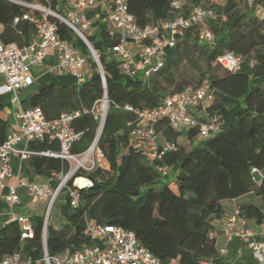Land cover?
<instances>
[{
	"label": "trees",
	"instance_id": "obj_1",
	"mask_svg": "<svg viewBox=\"0 0 264 264\" xmlns=\"http://www.w3.org/2000/svg\"><path fill=\"white\" fill-rule=\"evenodd\" d=\"M38 1L46 3V0ZM213 1L182 0L181 8L175 10L171 0H127V7L135 22L143 26L158 24L177 13L185 15L195 5L212 7ZM258 1L264 10V0L255 2ZM48 2L55 10L61 7L58 0ZM22 11L20 6L0 0V23L6 27L5 42L24 45L34 35L33 27L25 21L18 26L11 25L12 16ZM221 11L225 19L208 22L214 33L211 47L198 40L194 28L184 30L176 45L168 50L163 66L147 81L140 75L127 77L120 72L115 58L107 59L105 50L118 43V34L100 31L105 41L101 50L96 49L95 35H87L98 53L105 76L108 108L98 147L107 166L87 173L91 184L78 188L76 207L70 206L68 195L64 193L59 210L61 227L49 224L43 234V214L28 217L31 236L22 237L23 229L14 218L0 224V260L19 253L30 258L31 264H44V250L55 256L93 246L97 242L86 231L87 222L92 221L132 231L139 243L164 264H202L205 260H211L212 264H247L219 256L209 232L213 229L212 222L224 215L222 201L248 192L264 201V33L260 31L264 17L259 19L254 7L238 11L234 0H226ZM56 32L80 51L82 47L87 50L83 41L64 23L56 21ZM225 52L242 58L243 65L238 71H229L219 65L217 60ZM195 53L204 63V69L196 65L200 75L191 77L197 83L189 84L187 79L175 82L180 64L191 60ZM87 62L92 74L79 84L68 75L65 83L53 79L31 88L22 98L24 107L39 106L47 119H54L63 111L86 110L73 122L75 131L80 132L72 146L73 152H82L92 142L98 123L90 109L104 93L96 62L89 54ZM161 78L174 85L168 94L207 80L212 89L207 110L218 116L219 129L195 145L192 141L198 136V129L186 130L190 145L185 147L176 141L181 132L161 122L156 130L161 131L164 140L172 141L176 149L147 161L144 143L130 135L136 115L122 107L152 108L157 105L167 95L165 89L160 88ZM8 105L9 99L6 101L0 95V142L9 127L1 115ZM29 148L56 151L58 142L33 141ZM20 163L23 174L50 178L53 187L58 175L68 169L66 161L46 155L30 156ZM163 167L166 173L160 170ZM255 173H259V177ZM238 209L256 223L264 217V211L252 203H243Z\"/></svg>",
	"mask_w": 264,
	"mask_h": 264
},
{
	"label": "built area",
	"instance_id": "obj_2",
	"mask_svg": "<svg viewBox=\"0 0 264 264\" xmlns=\"http://www.w3.org/2000/svg\"><path fill=\"white\" fill-rule=\"evenodd\" d=\"M23 8L19 14L12 16V26L27 22L34 29V35L24 45L17 42H5V25L0 23V95H10L9 105L3 109L4 118L9 127L3 141L0 142V199L9 205V213L21 225L22 237L31 236L32 230L28 219L16 215L13 207L20 203L18 188H25L28 195L38 203L45 205L43 218V234L50 210L63 192L68 195L69 204H78V188L87 187L91 180L86 176L97 167L107 166L103 152L98 147V138L104 121L108 100L106 98L105 76L98 53L88 40L87 35L91 23L86 11L95 7L96 0H58L61 14L53 9L48 0H5ZM109 19L118 29L119 41L105 50L107 59L115 58L121 73L136 78L140 75L147 81L163 64L169 49L176 45L178 36L186 29L194 28L198 40L205 44L214 42V33L208 25L209 21L225 19L224 13H217L212 7L195 5L185 15L175 14L174 17L163 19L158 24L138 25L127 7V0H108ZM214 5L221 9L226 0H214ZM173 9L181 8L182 0H171ZM56 21L71 28L83 41L95 60L100 79L104 88L103 96L96 101L90 112L96 119L98 127L90 145L82 152H73L72 146L79 139L80 132L75 131L73 122L86 110L63 111L54 119H47L39 106L24 107L21 93L34 84L32 69L43 64L44 59L54 54L58 62L53 66L54 73L66 74L75 78L76 84L86 77L84 65L87 57L71 42L61 39L56 32ZM132 46L135 49H132ZM93 48V49H92ZM218 63L229 71H238L243 61L239 55L225 52L218 58ZM212 97V89L207 80L197 86H188L183 90L165 95L152 108H134L124 105V110L136 115V122L130 135L139 138L146 148V160L161 158L166 152L176 149L172 141L164 140L159 144L161 131L156 128L162 122L171 129L189 130L196 127L198 136L206 138L219 129L216 114H209L206 107ZM101 110H99V104ZM115 107H120L115 105ZM203 111L202 117L196 112ZM57 141L58 150L36 151L29 148L33 141ZM34 155H46L60 158L68 163L65 173L58 175V182L53 187L50 178L38 182H28L21 173H14L11 159L17 156L19 161ZM103 161L105 164H101ZM166 173V167L160 168ZM13 178L14 182L5 184L4 180ZM6 189L3 193V189ZM86 231L96 240L93 246L83 247L75 252L65 251L61 255L51 256L43 252L44 264H164L146 247L139 243L134 233L120 226L100 224L88 221ZM225 244L217 249L219 256H228V244L238 241L235 249L236 257H243V248L249 250L251 264H264V217L259 223L250 221L241 214L238 207L223 220L221 227ZM214 238V233L209 232ZM229 260H231L229 258ZM31 259L19 253L8 255L0 260V264H31ZM202 264H212L205 260Z\"/></svg>",
	"mask_w": 264,
	"mask_h": 264
},
{
	"label": "crops",
	"instance_id": "obj_3",
	"mask_svg": "<svg viewBox=\"0 0 264 264\" xmlns=\"http://www.w3.org/2000/svg\"><path fill=\"white\" fill-rule=\"evenodd\" d=\"M213 4V9L219 13L221 12V8L218 5H214ZM110 9V4L108 0H96V5L95 7L88 9L86 11V17L89 19L91 26H90V30L88 32L89 34H94L95 35V45H96V49L97 50H101L104 47L105 41L102 39V37L100 36V31H108L110 34L112 33H116L118 34V29L116 27V25L109 19L108 17V12ZM217 22V21H216ZM132 49H135L134 46H132ZM81 53H83L82 51H80ZM87 57V56H86ZM58 62L57 57L54 54H50L48 55L44 61L42 65L39 66H35L32 69L33 75H34V84L28 88H26L25 90L22 91L21 96L22 98L25 97L30 91L31 88L36 87V86H43L44 84H47L48 82H50L51 80L55 79L56 81L60 82V83H65L66 78L68 75L66 74H56L53 71V66L56 65V63ZM84 69L86 71V77H90L92 74V68L90 67L89 63H85L84 65ZM2 82V78L0 76V84ZM2 97H5V100L8 101V99L10 98V95L8 93L2 94ZM211 101L209 103V105L206 107V111L210 114V112L207 110L208 107H210ZM198 117H202L204 112L203 111H197L196 112ZM1 115L4 118V112H1ZM184 132H186L185 129H183ZM178 131V130H177ZM179 136L177 137L176 141L181 144L178 141ZM164 141V138L162 135H159V142L162 143ZM187 143L190 145L189 140L187 141ZM183 145V144H181ZM12 162V169L13 172L16 173H21L23 176L26 177L28 182H38L43 180L45 177L43 176H38V175H34V174H23V172L21 171V163L18 159L17 156H13L11 159ZM14 180L13 178H7L4 180L5 184H10L13 183ZM3 193H5L6 189L4 188ZM18 193H19V197H20V203L16 206L13 207V211L16 215H23L24 217H26L28 219V217L30 216V214L27 213H32V214H38L40 215L39 211H36L37 207H44L45 205L43 203H38L36 202L33 197L29 196L26 189L25 188H18ZM251 194H253L252 192H248L246 194H243L237 198L234 199H228V200H224L222 201V205L223 208L225 210L224 215L220 218V219H215L212 224H213V229L212 232L214 233V240H215V244L216 247L218 249V246H223L225 244V238L222 235V231H221V227H222V222L223 220L228 216V214H230L233 209L235 207H238L239 205L243 204V203H252L258 207H260V203L256 202L257 199L259 200V196H255L253 199H255L256 201H254L252 198L248 197ZM34 202L33 206H30V203ZM30 208L33 209V211H30ZM59 215V213H58ZM13 219V216L9 213V205L2 199H0V224H2L3 222H6L8 220ZM250 221H254V219H250ZM55 226V225H54ZM56 227V226H55ZM218 245V246H217ZM240 245V243L238 241H233L231 243L228 244L229 247V253L228 256H222L224 257V259H228L229 258L232 261H243L247 264H250L251 262V256L249 253V250L244 247L243 251V257H236L235 256V249L236 247H238Z\"/></svg>",
	"mask_w": 264,
	"mask_h": 264
},
{
	"label": "rangeland",
	"instance_id": "obj_4",
	"mask_svg": "<svg viewBox=\"0 0 264 264\" xmlns=\"http://www.w3.org/2000/svg\"><path fill=\"white\" fill-rule=\"evenodd\" d=\"M256 0H253V3L250 2V0H234V3L236 4V9L240 12H245V11H248L250 9V7H254V13L255 15L259 18V19H262L264 17V10H263V6L261 4L260 1L258 2H255ZM208 3V2H207ZM213 8V6H212ZM57 11L61 14L64 15V13L62 12V10L59 8H57ZM261 33H264V25H263V28H261ZM96 42V41H95ZM83 43V42H82ZM84 44V43H83ZM212 45L209 44V47H211ZM81 50L84 52L83 54H85V56H87L88 54L90 55V51L89 49L87 48L84 49L83 47L81 48ZM88 63V62H87ZM200 66L201 69H204V63L202 60H199L197 58V55L196 53L193 55V57L191 58V60H184L180 66H179V69H178V72L175 73V82L177 83H180L182 79H187V80H190V83L189 84H194V83H197L196 80H193L191 79V77H198L200 75V71L198 70L197 66ZM243 65V61L241 62L240 64V68L241 66ZM160 88L162 90L165 89V93L164 94H168L169 91H172L173 88H174V85L169 83V82H165L163 80V78L160 79ZM5 99V97H4ZM101 104H103L102 102H100L99 104V110L102 112V106ZM107 108H108V105H107ZM107 108H106V111H107ZM178 131H180V135H179V138H178V141L183 144L185 147H189V144L187 143L188 141V138H187V135L186 133L184 132V130L182 128H179ZM204 140V138L200 137V136H196L192 143L193 145L195 144H198L199 142H202ZM101 164H105L103 161H101ZM106 167V166H104ZM256 177H259V173H255ZM250 198H254L255 195L254 194H251L250 196H248ZM64 193L61 192L59 197L56 199V201L54 202L51 210H50V213H49V218L47 220V223H46V226L49 225V224H52V225H55L56 227H61L62 226V223H61V219L59 218V210H60V207L61 205L63 204L64 202ZM254 201H256L255 199H253ZM256 202H259L260 203V208L262 211H264V201L261 200V198L259 197V200L257 199ZM34 205V202H31L30 203V206H33ZM33 211L32 208H30V211L31 212ZM36 211H39L40 214H43L44 213V207H37L36 208ZM27 214H30L32 215V213H27ZM45 217V215H43V218ZM218 246V245H217ZM221 246H218V248H220Z\"/></svg>",
	"mask_w": 264,
	"mask_h": 264
},
{
	"label": "water",
	"instance_id": "obj_5",
	"mask_svg": "<svg viewBox=\"0 0 264 264\" xmlns=\"http://www.w3.org/2000/svg\"><path fill=\"white\" fill-rule=\"evenodd\" d=\"M93 49V48H92ZM102 126H103V124H102ZM101 129H102V127H101ZM101 132V131H100Z\"/></svg>",
	"mask_w": 264,
	"mask_h": 264
},
{
	"label": "bare ground",
	"instance_id": "obj_6",
	"mask_svg": "<svg viewBox=\"0 0 264 264\" xmlns=\"http://www.w3.org/2000/svg\"><path fill=\"white\" fill-rule=\"evenodd\" d=\"M99 135H100V133H99Z\"/></svg>",
	"mask_w": 264,
	"mask_h": 264
}]
</instances>
